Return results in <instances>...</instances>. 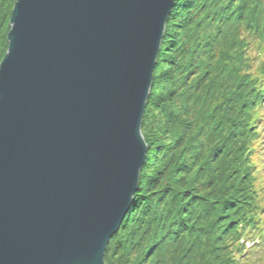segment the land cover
I'll list each match as a JSON object with an SVG mask.
<instances>
[{
  "label": "water",
  "instance_id": "obj_1",
  "mask_svg": "<svg viewBox=\"0 0 264 264\" xmlns=\"http://www.w3.org/2000/svg\"><path fill=\"white\" fill-rule=\"evenodd\" d=\"M176 0H17L0 63V264H106L147 155Z\"/></svg>",
  "mask_w": 264,
  "mask_h": 264
},
{
  "label": "trees",
  "instance_id": "obj_2",
  "mask_svg": "<svg viewBox=\"0 0 264 264\" xmlns=\"http://www.w3.org/2000/svg\"><path fill=\"white\" fill-rule=\"evenodd\" d=\"M16 1L0 0V63ZM142 131L137 192L105 262L264 264V0H176Z\"/></svg>",
  "mask_w": 264,
  "mask_h": 264
},
{
  "label": "rangeland",
  "instance_id": "obj_3",
  "mask_svg": "<svg viewBox=\"0 0 264 264\" xmlns=\"http://www.w3.org/2000/svg\"><path fill=\"white\" fill-rule=\"evenodd\" d=\"M160 115H162V114H159L158 116H160ZM142 133H143V131H142ZM143 136H144V134H143ZM144 139H145V136H144ZM145 141H146V139H145ZM261 155H262V157L259 159V164H258V169H259V176H260V178H262L263 179V181H264V147H263V151L261 152ZM263 184H264V182H263ZM261 195V194H260ZM262 210H264V207L262 208V209H260V212L262 211ZM264 221V220H263ZM252 245V243H246V246L247 247H249V246H251ZM114 258V259H113ZM122 260H124V259H121L119 256H118V254H114V256L112 257V259L110 260V259H108V261H106V262H108V264H114L113 262H115V264H121L122 263Z\"/></svg>",
  "mask_w": 264,
  "mask_h": 264
}]
</instances>
